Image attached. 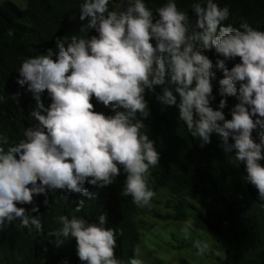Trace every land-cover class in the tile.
Returning a JSON list of instances; mask_svg holds the SVG:
<instances>
[{
  "label": "clouds",
  "instance_id": "clouds-1",
  "mask_svg": "<svg viewBox=\"0 0 264 264\" xmlns=\"http://www.w3.org/2000/svg\"><path fill=\"white\" fill-rule=\"evenodd\" d=\"M190 9L195 28L177 0H166L155 12L146 0H81L79 18L87 21L81 32L96 34L58 38L55 50L23 59L17 84L32 94L35 123L12 145L0 134V232L19 221L29 232L43 234L39 205L30 210L17 205L33 204L35 197L57 190L67 194L64 201L73 193L95 200L85 184L103 189L121 170L126 174L121 195L131 196L139 208L150 206L155 196L151 169L161 157L143 131V120L150 116L146 92L156 86H163L156 99L179 109V120L201 147L212 142V134L219 136L223 150L234 154L237 166L244 165V181L264 202V30L243 18L239 27L225 26L230 7L217 0H195ZM206 50L223 58L215 65L223 71L219 110L211 106L217 76ZM237 57L240 62L229 69L227 62ZM45 93L51 100L47 107ZM227 97L239 101L231 119L223 112ZM93 98L112 114L96 111ZM85 206L81 199L71 218L57 217L61 227L48 234L55 238L50 243L60 247L74 239L81 264H125L116 256L118 234L106 214L91 222L75 215ZM193 229L189 219L180 231L189 238ZM193 247L202 256L210 242L196 239ZM128 264H145L139 248Z\"/></svg>",
  "mask_w": 264,
  "mask_h": 264
},
{
  "label": "trees",
  "instance_id": "trees-1",
  "mask_svg": "<svg viewBox=\"0 0 264 264\" xmlns=\"http://www.w3.org/2000/svg\"><path fill=\"white\" fill-rule=\"evenodd\" d=\"M25 1L24 9L10 0L0 2V97H3L0 100V134L7 136L10 145L18 143L24 130L35 123L30 116L35 105L32 94L26 91V86L21 88L17 84V69L23 59L44 54L50 48L55 50L58 38L96 34L90 29L81 32L87 24L86 20L79 18L81 0ZM193 2L195 0H177V5L188 12L191 26L195 28L196 16L190 9ZM217 2L221 7H230L231 17L224 22L225 26L233 23L239 27L243 18L253 28L264 30V0ZM146 3L155 12L166 0H146ZM9 32L13 35L9 36ZM205 54L212 60L217 76L213 82L216 99L211 106L219 110V102L223 99L219 95V80L223 78V71L216 69L215 65L223 58L214 50H206ZM239 62L237 57L228 61L227 66L230 69ZM162 87L156 86L154 91L146 92L150 116L143 120L146 126L143 131L155 142L161 157L159 165L151 169L149 187L153 191L166 188L173 195H187L201 205V211L194 210V227L213 232L225 241V257L218 259L222 264H264V202L257 198L258 190L244 181V165H236L234 154L223 150L222 141L215 133L212 134V142L201 147L199 140L193 138L179 120V109L163 105L156 99L162 94ZM17 93L20 95L16 100L14 95ZM42 101L46 107L51 103L47 93L43 94ZM238 102L237 97H227V106L223 109L226 119H231L230 110ZM92 103L96 111L112 114L109 108L96 104L95 98ZM125 179L126 174L121 170L116 181L103 189L86 183L85 187L96 193L95 200L73 193L64 201L63 196L67 194L57 190L48 192L47 196L35 197L33 204L17 205L27 210L39 205L44 233L38 234L35 229L29 232L27 228L20 227L19 221L13 222L0 232V264H81L74 239L57 247L50 243L55 238L48 235L61 227L57 217L67 215L71 218L81 199L86 206L75 215L91 222L106 214L108 226L115 228L118 234L116 256L128 264L140 242L141 233L135 220L138 207L131 196L121 195ZM45 199L48 200L47 205L44 204ZM158 216L176 221L186 217L183 212L173 217ZM120 232L123 234L119 235Z\"/></svg>",
  "mask_w": 264,
  "mask_h": 264
},
{
  "label": "rangeland",
  "instance_id": "rangeland-1",
  "mask_svg": "<svg viewBox=\"0 0 264 264\" xmlns=\"http://www.w3.org/2000/svg\"><path fill=\"white\" fill-rule=\"evenodd\" d=\"M5 0H0L3 2ZM19 8L26 7L25 0H10ZM119 4L120 0H115ZM150 206L139 208L135 220L141 233L140 249L145 264H222L218 259H224L226 243L213 232L204 229H194L189 238H185L180 229L189 219L193 220L195 211L202 207L187 195H173L166 188L154 191ZM183 212L186 217L182 221L161 219L158 215L173 217ZM196 239H207L210 242L209 251L198 256L193 242ZM135 255V252H134Z\"/></svg>",
  "mask_w": 264,
  "mask_h": 264
}]
</instances>
